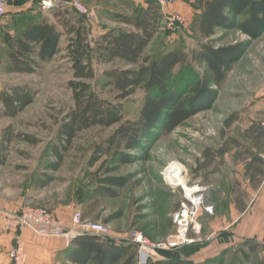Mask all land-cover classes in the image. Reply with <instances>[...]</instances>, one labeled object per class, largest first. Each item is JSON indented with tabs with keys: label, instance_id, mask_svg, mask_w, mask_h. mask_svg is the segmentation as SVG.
I'll return each mask as SVG.
<instances>
[{
	"label": "rangeland",
	"instance_id": "374dc122",
	"mask_svg": "<svg viewBox=\"0 0 264 264\" xmlns=\"http://www.w3.org/2000/svg\"><path fill=\"white\" fill-rule=\"evenodd\" d=\"M73 1L83 5L89 12V16H83V19L90 29L92 40L106 29H128L116 22L114 15H130L132 5L128 8L127 3L120 0ZM194 2L195 0L168 2L163 9L161 27L147 47L145 56L158 57L173 48L191 53L197 51L200 44L208 43L214 48L240 46L242 50L239 58L232 64L224 83L219 88L210 87L215 96L209 109L187 119L172 131H167L166 118L163 117L151 129V133L139 139L138 145L121 150L126 162H110L105 156L91 160L97 157L94 155L96 147L113 134L117 125L91 128L79 133L66 150L62 145L57 147L55 137L59 125L73 106L71 91L67 87L71 79L70 63L65 57L67 36L59 43V53L52 61L37 69L35 74L8 78L34 91L32 103L15 118L0 116V133L10 128L14 135L7 142L6 148H3V172L8 178L5 183L12 186L10 191L27 199L28 207L46 209L52 213L54 210L61 213L79 212L86 221L108 226L110 240L116 241L135 230L151 243L157 244L167 241L175 234L172 216L184 201L183 187L202 185L206 187L203 203L193 220L199 232L190 231L189 243L161 255L195 250L203 243L209 221L201 216V212L207 213L206 209L212 208L215 197L210 189L224 185L220 175L216 176L218 180L213 178L214 185L211 183L210 189L202 184L204 172L198 168V161L202 160V154L208 148L216 149L222 145V136L240 137L251 122L254 125L264 120V30L257 38H250L239 29L245 16L226 10L225 15L234 24L217 29L209 40L202 39L196 29L199 10ZM64 7L69 9L71 19L79 17L73 7ZM31 10L35 11L36 7ZM63 11L64 8L58 5L48 13L35 12L52 16ZM171 15H178L181 22L173 21L170 24ZM15 32L12 33V29L8 31L11 37L15 36ZM5 33L7 32L2 31L0 37L1 70L6 69L8 46L4 42L7 35ZM136 68L117 60L96 65V77L90 82L93 90L101 97L121 105L125 119L132 121L137 119L148 93L140 86L129 97L116 100L117 93L110 86H105L102 72ZM192 68L201 76L206 73L203 65L194 63ZM188 73V68H175L168 86L171 94L183 97L191 94L193 79L188 80ZM228 117H233L234 121L226 127L224 122ZM23 137H32L35 142H26ZM55 150L59 151L61 161L53 169V165L58 163ZM229 159L231 162L232 159ZM176 164L183 168V184L179 185L166 176L167 171ZM105 168L110 169L107 174ZM44 178H49L50 181L41 189L38 183ZM106 178L112 181L101 182ZM60 225L63 226L61 223ZM71 225L72 219L70 225L63 227L69 229ZM242 251L249 254L248 259L243 257ZM263 253L262 248L251 254L247 247L237 245L206 264H254Z\"/></svg>",
	"mask_w": 264,
	"mask_h": 264
},
{
	"label": "trees",
	"instance_id": "16d2710c",
	"mask_svg": "<svg viewBox=\"0 0 264 264\" xmlns=\"http://www.w3.org/2000/svg\"><path fill=\"white\" fill-rule=\"evenodd\" d=\"M143 6H138L130 15L115 14L116 22L128 29H106L99 36L90 37V29L84 17L70 18V12L62 3L59 6L64 11L55 14L57 24L63 28V33L56 29L54 24L42 19L37 24L27 25L18 35L4 38L9 51L7 53L6 73L17 75H32L44 63H49L59 53V43L62 36H67L65 57L70 63L71 79L67 87L71 91L73 106L65 115L56 133L57 147L63 146L66 150L77 135L94 127L109 128L117 125L113 134L99 144L95 153L97 160L100 156L107 157L110 162H126L122 149H131L139 144V139L151 133L165 117L167 131H172L187 119L209 109L215 92L211 86L219 88L225 81L231 66L239 58L240 46L214 48L210 44H200L197 51L187 53L181 48H173L158 57L145 56V52L154 36L161 27L164 17L158 5L145 0ZM195 6L199 10L196 20V29L202 39H211L216 30L227 28L232 24L225 15L230 10L236 15H244L245 20L239 29L250 38L255 39L264 30V0H196ZM234 24V23H233ZM121 61L126 65H134L136 69L104 70L105 86H110L117 93L116 100H123L132 95L136 89L143 86L148 93L136 120H127L124 117L121 105L110 102L101 97L91 86L96 77V65L109 64ZM203 65L206 73L199 75L193 64ZM189 69L188 80L193 79L191 94L187 97L174 95L169 91V82L176 67ZM151 94V95H150ZM34 91L26 85L10 87L0 94V116L15 118L23 109L32 103ZM234 121L228 117L226 127ZM10 128H6L3 141L9 142L13 137ZM245 137L250 139L254 146L264 143V125H251L244 131ZM224 139V140H223ZM23 140L34 143L32 137H23ZM238 142L222 136V145L216 149L208 148L198 161V168L203 173V183L207 182V168L215 158L223 156ZM60 145V146H59ZM246 152V149H245ZM59 166L61 155L55 150ZM106 159V160H107ZM262 164V159L251 155L248 171L253 174H263L260 167L251 164ZM110 169L105 168V174ZM49 178L40 179L39 188H45ZM111 179H102L101 182H111ZM109 193V191L107 190ZM68 260L72 264H136V247L126 241H113L96 236L78 237L71 243ZM248 252L255 254L259 248L264 250L255 241H244ZM165 254V253H164ZM167 254L165 256H170ZM244 258L249 254L242 251ZM151 264H196L190 260L174 257L169 261H154ZM254 264H264V253Z\"/></svg>",
	"mask_w": 264,
	"mask_h": 264
},
{
	"label": "crops",
	"instance_id": "0c3cea01",
	"mask_svg": "<svg viewBox=\"0 0 264 264\" xmlns=\"http://www.w3.org/2000/svg\"><path fill=\"white\" fill-rule=\"evenodd\" d=\"M82 1L85 2L84 0ZM120 1L127 3L128 8L131 5L133 6L130 14L138 6H146L141 0ZM35 11L38 10L36 9ZM35 11H27L20 4L8 7L7 14L0 18V37L2 31H6L7 33L5 34L10 35L8 33L10 29H12V33L17 29L19 30L14 33L16 36L27 25L37 24L42 19L54 24L56 29L63 33L61 26L57 24L54 14L52 16L50 14L39 15ZM63 37H61L60 42ZM7 49L6 66L9 48ZM12 76L14 78V76L20 75L9 74L5 70L0 69V94L7 91L10 87L21 85L13 82V79H8L12 78ZM0 107H2L1 103ZM263 122L264 120L255 124L262 125ZM251 125H253V122L249 126ZM4 134L6 133H0V264H9V252L17 242L22 243L26 251L25 264H72L68 260L69 249L72 245L66 248L60 237H42L27 228L11 232L3 230L4 212H16L28 207L27 199L15 194L12 190L10 191L12 186L5 183L8 178L4 176L3 172L5 160L2 159V154L3 148L7 146L6 140L3 141ZM229 138L238 142V146L231 147L224 154L222 162H219L220 158H215L213 163L207 168V182L202 183L210 189L214 183L213 178L220 175L224 185L223 187L214 188V190L210 189V192L213 191V196L215 197L211 208L212 212H201L202 215L200 214L205 220L209 221L208 231L204 235L206 238L202 244H199L196 249L194 248L195 250L178 251L170 256L162 255L160 261H169L177 256L196 264H206L220 254L233 249V247L242 245L244 241H255L261 247H264V159L262 158L264 156V144L260 145V147L254 146L250 139L245 137L244 132L240 137L233 136ZM251 155H256L262 159V164H251L253 167H260L263 171L262 175L253 174L252 170H247L250 165ZM229 158L232 159L231 162ZM216 178L218 180V177ZM73 213H61L54 210L52 214H55L54 216L63 226H67L71 224ZM195 226L198 229L197 224Z\"/></svg>",
	"mask_w": 264,
	"mask_h": 264
},
{
	"label": "built area",
	"instance_id": "2783aa9c",
	"mask_svg": "<svg viewBox=\"0 0 264 264\" xmlns=\"http://www.w3.org/2000/svg\"><path fill=\"white\" fill-rule=\"evenodd\" d=\"M147 1L158 5L162 13L164 7L170 2V0ZM16 4H20L25 10H31L33 7H36L42 13H48L59 5L58 2L50 0H0V18L7 14L8 7ZM63 4L70 5L82 16H89L88 10L78 2L70 0V3ZM169 18L172 20L170 24L173 21L181 22L182 20L178 15H171ZM262 158L264 159V156ZM183 190L184 201L181 208L172 216L176 231L167 241L157 244L151 243L142 233L135 230L129 231L123 238L116 239V241H126L136 247V264H151L154 261H160L163 252L175 251L191 241L188 233L190 231H197L193 220L198 208L203 203V193L206 191V187L195 185L193 187H183ZM206 210L208 213L212 212L211 208H207ZM21 228H27L42 237H60L66 248L75 239L82 236H96L102 239H110L108 226L99 222L86 221L82 219L79 212L73 214L72 225L69 229L61 226L55 216L46 209L26 207L16 212H4L3 230L5 232L17 231ZM25 262L26 251L22 243L17 242L9 252V264H25Z\"/></svg>",
	"mask_w": 264,
	"mask_h": 264
},
{
	"label": "bare ground",
	"instance_id": "6f19581e",
	"mask_svg": "<svg viewBox=\"0 0 264 264\" xmlns=\"http://www.w3.org/2000/svg\"><path fill=\"white\" fill-rule=\"evenodd\" d=\"M183 168L179 164H176L172 169L168 170L166 176L174 183V184H183L182 177Z\"/></svg>",
	"mask_w": 264,
	"mask_h": 264
},
{
	"label": "water",
	"instance_id": "95a60500",
	"mask_svg": "<svg viewBox=\"0 0 264 264\" xmlns=\"http://www.w3.org/2000/svg\"><path fill=\"white\" fill-rule=\"evenodd\" d=\"M50 1L58 2V3H66V4L70 3V0H50Z\"/></svg>",
	"mask_w": 264,
	"mask_h": 264
}]
</instances>
